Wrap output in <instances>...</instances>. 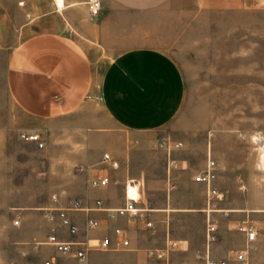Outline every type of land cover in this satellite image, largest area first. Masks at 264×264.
Here are the masks:
<instances>
[{
  "label": "crops",
  "instance_id": "0c3cea01",
  "mask_svg": "<svg viewBox=\"0 0 264 264\" xmlns=\"http://www.w3.org/2000/svg\"><path fill=\"white\" fill-rule=\"evenodd\" d=\"M62 1L57 9L55 0H0V174L14 183L12 264H207V255L216 264H264V186L248 175L253 160L242 137L180 114L185 79L169 48L192 4L100 0L91 15L86 0ZM21 132L36 133L42 145ZM105 152L116 168L102 162ZM207 157L216 164L211 185L219 198L194 180ZM95 176L110 182L93 187ZM128 185L136 206L148 208L145 218H110L105 208L122 206ZM73 200L81 208L67 215L79 229L69 234L44 213ZM90 219L96 225L87 230ZM242 221L254 227L253 240L238 229ZM208 224L216 240L207 250ZM116 229L126 246L116 245ZM53 232L69 242L107 236L117 248L78 259L47 243Z\"/></svg>",
  "mask_w": 264,
  "mask_h": 264
},
{
  "label": "rangeland",
  "instance_id": "374dc122",
  "mask_svg": "<svg viewBox=\"0 0 264 264\" xmlns=\"http://www.w3.org/2000/svg\"><path fill=\"white\" fill-rule=\"evenodd\" d=\"M185 2L192 4L183 7L190 10V22L169 48L185 79L180 114L216 134L227 127L240 134L248 163L253 160L248 175L264 186V0L229 7L222 0ZM12 178L0 174V264H12L15 257L16 217L8 212Z\"/></svg>",
  "mask_w": 264,
  "mask_h": 264
},
{
  "label": "built area",
  "instance_id": "2783aa9c",
  "mask_svg": "<svg viewBox=\"0 0 264 264\" xmlns=\"http://www.w3.org/2000/svg\"><path fill=\"white\" fill-rule=\"evenodd\" d=\"M88 5L89 11L91 15H96L100 9V0H86ZM55 7L60 9L63 7L62 0H55ZM20 137L24 140L37 142L38 146L42 145V142L39 140V136L34 132H21ZM161 145H165L167 149H170V145L167 143L166 140L161 141ZM181 145V142H177L174 144V147H178ZM102 162L108 164L109 166L116 168L118 166L117 159L113 158L108 152L103 153L102 155ZM174 159H170L168 161L169 165H173ZM215 168L216 164L215 161L207 157V162L204 168L194 176V180L198 182H202L207 187V196L208 198H219V193L215 188L212 187V180L215 177ZM110 182L108 176H95L90 180V185L93 187H104L107 186ZM138 197H130L127 194L126 189V201L122 206L117 208H105L107 215L110 218L130 215L135 216L138 218H145V212L148 211V208L145 206H136V201ZM96 205H100L101 201L96 200ZM81 205L78 200L71 201L66 207L55 208V209H46L44 216L49 220H54L56 217L60 225L63 226L69 234H75L78 231V226L73 223L67 215V212L70 210H77L80 209ZM54 212V213H53ZM96 225L94 220H87L86 222V229L90 230L93 229ZM146 225L149 227H153L152 222L150 220L146 221ZM238 229L245 232L247 240H253L256 237V231L254 227L245 222H240ZM117 236V243L116 245L126 246L128 244V240L123 236L122 231L120 229L115 230ZM216 240L215 234V226L213 224H208L205 232V244L207 250L209 249V245ZM47 243L51 244L56 251L63 252L67 254H71L72 256L83 259L86 253L89 250H109V249H116L117 246H111L110 238L105 236L99 239L95 243H88L86 241H62L58 238L56 233H51L47 237ZM171 246L174 245L173 242L170 243ZM207 264H216V261L210 258L209 255L206 257ZM44 264H50V260L44 262ZM219 264H225V262L221 261Z\"/></svg>",
  "mask_w": 264,
  "mask_h": 264
},
{
  "label": "bare ground",
  "instance_id": "6f19581e",
  "mask_svg": "<svg viewBox=\"0 0 264 264\" xmlns=\"http://www.w3.org/2000/svg\"><path fill=\"white\" fill-rule=\"evenodd\" d=\"M127 194L130 197H137V191H136L135 187H131L128 185Z\"/></svg>",
  "mask_w": 264,
  "mask_h": 264
}]
</instances>
